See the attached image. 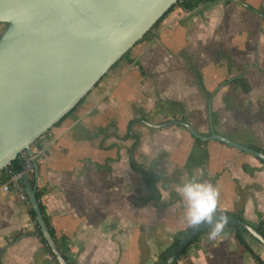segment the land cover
Instances as JSON below:
<instances>
[{"label": "crops", "instance_id": "1", "mask_svg": "<svg viewBox=\"0 0 264 264\" xmlns=\"http://www.w3.org/2000/svg\"><path fill=\"white\" fill-rule=\"evenodd\" d=\"M238 76L249 92L218 87ZM141 119L176 121L154 127ZM188 125L264 148V0L177 6L37 140L42 153L30 179L71 262L157 264L188 226L177 188L193 174L219 187L220 209L253 226L264 220V162L217 139L198 144ZM131 133L140 137L134 159L156 174L152 187L130 164ZM2 186L0 172V264H60L31 233V204ZM211 228L177 264H257L231 226L216 239ZM245 238L264 259V245Z\"/></svg>", "mask_w": 264, "mask_h": 264}, {"label": "water", "instance_id": "2", "mask_svg": "<svg viewBox=\"0 0 264 264\" xmlns=\"http://www.w3.org/2000/svg\"><path fill=\"white\" fill-rule=\"evenodd\" d=\"M178 0H0V171L29 149L98 84L102 77ZM190 130L264 159L213 132ZM23 181L41 232L60 264H70L50 233L37 185ZM264 245V235L238 217L222 214ZM209 224L194 227L162 264H174Z\"/></svg>", "mask_w": 264, "mask_h": 264}, {"label": "trees", "instance_id": "3", "mask_svg": "<svg viewBox=\"0 0 264 264\" xmlns=\"http://www.w3.org/2000/svg\"><path fill=\"white\" fill-rule=\"evenodd\" d=\"M217 0H178L177 3H175L174 5H172L170 7V9L155 23V25L134 45V47L150 32L152 31L154 28L158 27L160 25V23L162 22V20L171 12L174 10V8H176L177 6L179 7H182L184 10H193L195 9L196 7L202 5V4H206V3H210V2H215ZM1 25L5 26L6 24L4 23H0ZM133 47V48H134ZM132 50V49H131ZM131 50H129L125 55L124 57H127L129 55V53L131 52ZM122 57V58H124ZM223 83H228V84H232L234 88H241L243 91L245 92H249L251 90V85L249 83V81L247 80V78L245 76H238V77H234L232 79H227L225 80L224 82L220 83L218 87H220ZM213 96V93H211L209 95V97H212ZM86 97V96H85ZM85 97L78 103L81 104L84 100H85ZM77 105V106H78ZM76 106V107H77ZM72 109L65 117H63L57 124H59L62 120H64V118H66L69 114H71L75 109ZM141 122H144L150 126H154V127H162V126H166V125H169V124H173L174 121L176 120H167V121H163V122H160L158 124H150L148 123L147 121H145V119H141L140 120ZM185 122H188L187 119H185ZM183 122H181L182 124ZM56 124V125H57ZM188 127H190L188 125ZM194 130H196L194 128ZM191 131V130H190ZM197 131V130H196ZM192 132V131H191ZM213 132H216L212 129L211 132L208 133V135L210 136ZM129 136H134L135 138V142L133 143L132 147H130L129 149V152H130V164L132 166L133 169H135L136 171H138L144 178V181H145V184L147 187H152L155 183V180H156V174L153 172V171H149L147 170L142 164L138 163L134 157H133V153L135 151V149L138 147L139 145V142H140V137L139 135H136V134H133L131 133V135ZM37 142V141H36ZM196 142L198 144H204L206 141H203L201 140L199 137H196ZM247 147H249L250 149L252 150H255V151H258V152H262L264 153V148L260 147V146H257L255 144H248ZM259 158V157H258ZM262 162H264V159L262 158H259ZM21 167V163H20V157L18 156L17 159H15L10 165H9V168H11L13 171H17L19 170ZM4 169L1 170L0 172L3 173V182L7 181L9 176L6 175L4 173ZM32 183H34V180L32 179L31 180ZM37 197L39 199V203H40V206H41V209H42V212H43V215H44V218L46 219V222L49 226V223H48V220L46 218V215H45V211H44V206L40 200L41 196H40V193L37 192ZM30 212L32 214V216L34 217V219L36 220V229L34 232H31V233H35L37 234L40 239H41V242L43 244V247L53 255V252L48 244V241L47 239L44 237L43 233L41 232V229H40V226L38 224V221L36 219V214H35V211L34 209L32 208V206L30 207ZM220 214H228V215H232V216H235V217H238L239 219L243 220V221H246L243 214L242 213H231V212H228V211H224V210H220L218 212V215ZM247 222V221H246ZM227 225L231 226L239 241L252 253L255 261L257 264H264V259L258 255L257 253H255L251 247L249 246L246 238H245V234H250L248 231H246L245 229L241 228V227H238V226H234L230 223H227ZM256 229L264 235V220H261L259 225L255 226ZM210 226H208L206 229H204L203 231H201L198 235H196L193 240L189 243V245L184 249V251L182 252V254L180 255V257L186 253V251L192 246V244H194L195 242H197L200 238V236L207 230L209 229ZM49 229H50V233L51 235L54 237V239L56 240V243L58 244V247L59 249L61 250V252L64 254V256L66 257L67 260H69V257L67 255L68 251H69V246L66 242H63V241H59L55 238V234L54 232L52 231V229L50 228L49 226ZM193 229V227H189L187 226L186 228L184 229H181L179 231H177L175 234H174V238H173V241L170 243V245L164 249L163 251L160 252L159 254V261L157 264H162L172 253L173 251L177 248V246L181 243V241L188 235L189 232H191V230ZM29 233V232H28ZM53 257L55 258V256L53 255ZM180 257L178 258V260L180 259ZM56 259V258H55ZM178 260L174 263V264H177ZM70 264H74L73 262H71L69 260Z\"/></svg>", "mask_w": 264, "mask_h": 264}, {"label": "clouds", "instance_id": "4", "mask_svg": "<svg viewBox=\"0 0 264 264\" xmlns=\"http://www.w3.org/2000/svg\"><path fill=\"white\" fill-rule=\"evenodd\" d=\"M202 173L193 174L177 188L184 201V219L189 227L202 224L212 226L209 239L221 236L227 226V217L220 214V189L210 181L201 179Z\"/></svg>", "mask_w": 264, "mask_h": 264}, {"label": "built area", "instance_id": "5", "mask_svg": "<svg viewBox=\"0 0 264 264\" xmlns=\"http://www.w3.org/2000/svg\"><path fill=\"white\" fill-rule=\"evenodd\" d=\"M42 151L37 142L31 144L29 149H24L20 152L21 167L17 171L9 168V165L4 168V173L9 176L8 180L3 182L2 189L6 192H14L22 203H30L29 196L23 181V176L27 175L30 178L37 168V160ZM221 209L219 208V211Z\"/></svg>", "mask_w": 264, "mask_h": 264}, {"label": "rangeland", "instance_id": "6", "mask_svg": "<svg viewBox=\"0 0 264 264\" xmlns=\"http://www.w3.org/2000/svg\"><path fill=\"white\" fill-rule=\"evenodd\" d=\"M4 27H6V25L5 26L2 25V29H4Z\"/></svg>", "mask_w": 264, "mask_h": 264}]
</instances>
